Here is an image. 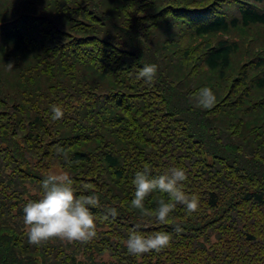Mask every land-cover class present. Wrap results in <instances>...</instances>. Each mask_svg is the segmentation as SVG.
Wrapping results in <instances>:
<instances>
[{"label":"trees","instance_id":"obj_1","mask_svg":"<svg viewBox=\"0 0 264 264\" xmlns=\"http://www.w3.org/2000/svg\"><path fill=\"white\" fill-rule=\"evenodd\" d=\"M172 167L200 207L159 223L132 181ZM54 171L98 197L87 243L28 242L23 208ZM133 229L170 244L129 254ZM0 264H264V0H0Z\"/></svg>","mask_w":264,"mask_h":264},{"label":"clouds","instance_id":"obj_2","mask_svg":"<svg viewBox=\"0 0 264 264\" xmlns=\"http://www.w3.org/2000/svg\"><path fill=\"white\" fill-rule=\"evenodd\" d=\"M7 70L13 69V64H6ZM157 73L156 64H146L138 70L137 79H144L151 83ZM196 103L203 109L213 107L217 97L210 87L199 89L195 97ZM52 119L63 118L64 109L59 105L51 106ZM57 154L63 153L62 147H57ZM67 159V158H66ZM71 165V161H68ZM187 179L186 171L182 167H172L162 175L150 178L145 172H137L132 181L135 186L131 205L140 210L144 216H152L159 223L168 222L171 212L177 205H183L186 212L191 215L199 210L200 199L196 194H187L183 190V183ZM42 195L38 200L28 201L24 208V224L28 226L27 237L29 244L39 246L52 238L87 243L96 236V217L90 206H98V197L92 194L77 195L73 181L67 173L51 172L41 181ZM159 191L166 193L168 200L161 199L158 208L148 210L144 201L149 194ZM117 209H106L104 219L117 216ZM175 231L181 229L177 226ZM171 235L164 231L154 232L150 235L133 229L130 230L126 241L129 254L141 255L150 251H160L169 246Z\"/></svg>","mask_w":264,"mask_h":264}]
</instances>
